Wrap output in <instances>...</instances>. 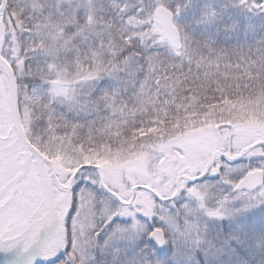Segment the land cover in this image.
Masks as SVG:
<instances>
[{
    "label": "snow or ice",
    "instance_id": "obj_1",
    "mask_svg": "<svg viewBox=\"0 0 264 264\" xmlns=\"http://www.w3.org/2000/svg\"><path fill=\"white\" fill-rule=\"evenodd\" d=\"M0 264H264V0H0Z\"/></svg>",
    "mask_w": 264,
    "mask_h": 264
}]
</instances>
